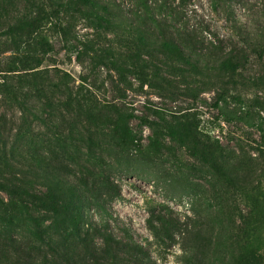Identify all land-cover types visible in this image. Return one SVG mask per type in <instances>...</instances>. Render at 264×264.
I'll return each instance as SVG.
<instances>
[{
  "label": "rangeland",
  "instance_id": "rangeland-1",
  "mask_svg": "<svg viewBox=\"0 0 264 264\" xmlns=\"http://www.w3.org/2000/svg\"><path fill=\"white\" fill-rule=\"evenodd\" d=\"M11 1L0 11V264H57L70 225L55 202L73 191L98 242L103 230L131 235L154 264H264V82L238 84L262 76L264 59L242 74L196 71L198 57L101 27L87 7ZM242 1L233 15L252 24L264 0ZM191 9L172 29L187 28L198 52L242 40L210 0ZM161 218L177 227L156 232Z\"/></svg>",
  "mask_w": 264,
  "mask_h": 264
},
{
  "label": "trees",
  "instance_id": "trees-1",
  "mask_svg": "<svg viewBox=\"0 0 264 264\" xmlns=\"http://www.w3.org/2000/svg\"><path fill=\"white\" fill-rule=\"evenodd\" d=\"M61 8L81 10L88 8V15L101 27H123V31L138 36L143 45L157 43L162 51H170L182 58L198 57V64L192 62V68L200 71L202 67L215 64L219 70L242 74L251 63L253 57L264 59V3L256 11L257 19L252 24L244 23L233 15L236 0H210L216 10L230 14V21L240 33L242 40L232 48L223 47L221 43L208 53L198 52L197 39L183 26L173 31L179 16L192 11L193 0H52ZM244 1V0H243ZM242 1V2H243ZM11 0H0V11L7 13V5ZM244 6L245 3H243ZM263 9L261 10V8ZM21 29L32 26L30 20H22ZM216 59V60H212ZM205 62L206 65L199 63ZM11 72L13 70H10ZM9 75V74H8ZM9 78V77H8ZM14 78V77H10ZM262 76L247 78L238 82L242 86L259 85L264 82ZM244 102L245 100L240 99ZM123 136L130 142L135 137L127 130ZM85 205L79 191H73L68 202H55V210L68 213L69 230L54 248L57 264H154L145 246L137 242L131 235L121 238L106 230L96 240L97 227L89 224L85 227ZM161 227L152 226L157 231H172L176 224H168L164 218L158 220ZM95 231H94V230Z\"/></svg>",
  "mask_w": 264,
  "mask_h": 264
}]
</instances>
